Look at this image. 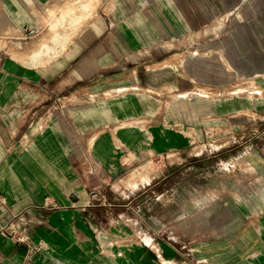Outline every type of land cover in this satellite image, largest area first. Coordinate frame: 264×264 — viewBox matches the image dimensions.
<instances>
[{
    "label": "rangeland",
    "instance_id": "374dc122",
    "mask_svg": "<svg viewBox=\"0 0 264 264\" xmlns=\"http://www.w3.org/2000/svg\"><path fill=\"white\" fill-rule=\"evenodd\" d=\"M77 1L0 0V48L50 81L54 108L39 125L44 129L51 120L53 152L59 124L73 148L78 136L87 141L79 157L46 158L54 169L67 166L59 182L75 187L77 168L88 176L96 166L89 144L104 126L189 105L207 139L192 145L188 156L159 158L164 174L145 188L137 190L142 182L132 180L136 172L121 182L117 192L131 190L122 193L131 200L126 221L137 226L134 220L145 215L197 261L264 264V0H88L63 48L29 63L25 50L49 33L50 9L57 13ZM105 20L109 28L84 46L80 40L93 32L91 24ZM124 27H132L133 41ZM119 39L127 45L95 57L98 44ZM131 73L137 82L123 84ZM136 96L144 111H118ZM111 98L116 115L107 106ZM96 102L89 118L79 113ZM20 143L27 148V136Z\"/></svg>",
    "mask_w": 264,
    "mask_h": 264
},
{
    "label": "crops",
    "instance_id": "0c3cea01",
    "mask_svg": "<svg viewBox=\"0 0 264 264\" xmlns=\"http://www.w3.org/2000/svg\"><path fill=\"white\" fill-rule=\"evenodd\" d=\"M91 25L93 32L80 40L84 46L110 24L105 20ZM123 29L124 35L130 29L128 40L133 41L132 27ZM138 35L143 42V34ZM122 40L101 42L95 57L115 52L118 45L126 46V40ZM45 75L0 48V264H209L190 256L189 250L145 215L139 214L134 220L137 226L130 225L126 220L131 219V200L122 193L131 190L117 192L121 182L135 172L132 180L142 182L137 190L145 188L164 174L159 158L169 154L188 156L192 145L207 139L197 111L189 105L183 108L173 104L149 120L104 126L89 144L96 166L86 178L83 168H77L74 187L58 180V173L66 171L67 166L54 169L46 158L79 157L87 141L78 136L73 148V141L59 124V147L53 152L51 120L49 126L44 122V129L39 125L54 108L48 100L52 91ZM132 79L137 82L135 73L123 84ZM23 93L28 94L27 100L20 99ZM35 95L40 99L35 100ZM136 98L134 104H122L118 111H144L137 106L141 96ZM115 102L107 100L114 114ZM97 108V102L85 104L79 113L89 118ZM24 136L28 138L27 148L21 147ZM142 168L144 171H139Z\"/></svg>",
    "mask_w": 264,
    "mask_h": 264
},
{
    "label": "bare ground",
    "instance_id": "6f19581e",
    "mask_svg": "<svg viewBox=\"0 0 264 264\" xmlns=\"http://www.w3.org/2000/svg\"><path fill=\"white\" fill-rule=\"evenodd\" d=\"M87 5H89L88 0H78L75 4L68 3L61 8L59 6L60 9L58 12L56 11L57 13H54L53 9H50V14H48L51 15L48 23L50 31L48 34L40 37L36 44L32 45V48L30 47V49L25 50L27 58L35 62L42 56L45 58L50 53H55L57 49L58 51L59 49L61 50L65 45V41L70 37V34L65 36L66 31L78 26V22L84 15Z\"/></svg>",
    "mask_w": 264,
    "mask_h": 264
}]
</instances>
